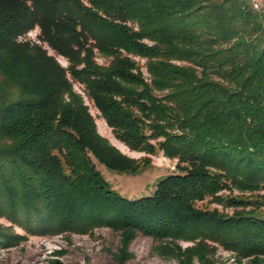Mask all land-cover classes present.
<instances>
[{
	"label": "trees",
	"instance_id": "1",
	"mask_svg": "<svg viewBox=\"0 0 264 264\" xmlns=\"http://www.w3.org/2000/svg\"><path fill=\"white\" fill-rule=\"evenodd\" d=\"M37 28L41 44L20 40ZM76 82L114 136L146 153L142 161L99 133ZM159 151L177 172L137 199L111 189L95 162L135 172ZM259 190L264 4L0 0V218L42 236L109 227L120 236V264L139 234L196 242L170 249L180 264L194 256L213 264L207 241L264 264V217L246 209L244 196ZM206 201L234 211L199 206ZM21 238L0 224V247Z\"/></svg>",
	"mask_w": 264,
	"mask_h": 264
},
{
	"label": "rangeland",
	"instance_id": "2",
	"mask_svg": "<svg viewBox=\"0 0 264 264\" xmlns=\"http://www.w3.org/2000/svg\"><path fill=\"white\" fill-rule=\"evenodd\" d=\"M38 34L39 29L37 28L25 37H21L20 40H30L41 44L37 38ZM43 45L48 49L49 54L55 56L62 67L69 65L65 57L55 54L47 44ZM96 57L99 63L107 64L109 62L108 58L104 57L100 52L96 53ZM136 60L144 76L148 78L146 60L138 57H136ZM73 89L88 105L91 114L96 120L98 131L102 136L106 137L122 153L129 157L142 161L147 156L144 152L131 150L114 136L111 127L85 93L84 86L76 82ZM149 159L151 161L150 164H142L140 169L135 172L111 169L96 160L95 162L97 169L111 189L123 197L137 199L152 195L161 179L173 172H177V169H175L176 160L165 157L161 151L155 155H150ZM225 194L228 195L229 192L226 191ZM233 195L242 196L237 190L233 192ZM244 196L250 198L246 209L253 210L255 216L264 217V190H259L252 194L246 193ZM199 206H207L211 209L218 208L229 214L234 211V208H224L222 205L208 201L200 203ZM0 224L5 229L7 228L11 232L24 237L15 243L0 247V264H120L115 258V254L119 252L121 247L120 236L109 227L96 228L92 233L88 234L66 232L42 236L29 234L3 218H0ZM195 244L196 242L182 240H155L147 235L139 234L129 247L132 257L125 261L124 264H180L178 259L170 256V249L181 248L183 251L195 246ZM206 244L208 245V248H206L208 249L207 255L213 264H248L247 259H243L240 262L234 252L217 242L207 241ZM183 264L202 263L197 256H194L190 261L185 260Z\"/></svg>",
	"mask_w": 264,
	"mask_h": 264
},
{
	"label": "built area",
	"instance_id": "3",
	"mask_svg": "<svg viewBox=\"0 0 264 264\" xmlns=\"http://www.w3.org/2000/svg\"><path fill=\"white\" fill-rule=\"evenodd\" d=\"M251 3L255 9L259 10L264 4V0H251Z\"/></svg>",
	"mask_w": 264,
	"mask_h": 264
}]
</instances>
